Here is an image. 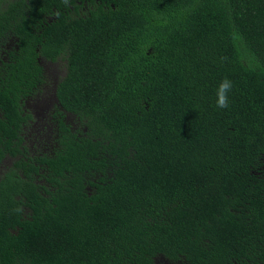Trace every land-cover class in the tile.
<instances>
[{
	"label": "trees",
	"instance_id": "obj_1",
	"mask_svg": "<svg viewBox=\"0 0 264 264\" xmlns=\"http://www.w3.org/2000/svg\"><path fill=\"white\" fill-rule=\"evenodd\" d=\"M7 158L0 264H264V0H0Z\"/></svg>",
	"mask_w": 264,
	"mask_h": 264
},
{
	"label": "clouds",
	"instance_id": "obj_2",
	"mask_svg": "<svg viewBox=\"0 0 264 264\" xmlns=\"http://www.w3.org/2000/svg\"><path fill=\"white\" fill-rule=\"evenodd\" d=\"M67 3V0H65ZM233 81L225 77L223 78L216 87V107L219 109H226L230 105L229 93L233 89Z\"/></svg>",
	"mask_w": 264,
	"mask_h": 264
},
{
	"label": "rangeland",
	"instance_id": "obj_3",
	"mask_svg": "<svg viewBox=\"0 0 264 264\" xmlns=\"http://www.w3.org/2000/svg\"><path fill=\"white\" fill-rule=\"evenodd\" d=\"M60 73H61L60 67L57 68L55 65L54 66H50V68H49V74H47L48 77H50V78H48L49 79V82H50V80H53L54 78L57 79L58 78L57 76H59ZM45 99H46L47 103H49L50 100H51V99L49 100V98H45ZM39 104L33 105L32 106V110L34 111V114L38 118H42V117L44 118V116H45V114L47 112V108H48L49 105H47V104L44 103V105H46L47 107H41V103H39ZM35 122L37 123V126H40V124L41 125H44V122H40V121H35ZM44 127H45V125H44ZM44 151H46V150H44Z\"/></svg>",
	"mask_w": 264,
	"mask_h": 264
},
{
	"label": "flooded vegetation",
	"instance_id": "obj_4",
	"mask_svg": "<svg viewBox=\"0 0 264 264\" xmlns=\"http://www.w3.org/2000/svg\"><path fill=\"white\" fill-rule=\"evenodd\" d=\"M51 66H54V65H51ZM56 67L58 68L59 66L56 65ZM49 68H50V66L47 68V70H46V74H49ZM60 71H61V70H60ZM47 89H48V88H47ZM53 97H54V95L51 96V99H53ZM39 105H40V104H39ZM32 106H33V105H32ZM32 106H30L29 109L32 110ZM49 113H50V106H48V110H47V112H46V114H45V116H44V119L40 120V122H43V120H44V125H45V126H46V124H47L46 121L52 118L51 115H50ZM41 130H44V127H43ZM49 130H51V129L49 128ZM25 140H26V142L30 143V146H29V145H28V146H29V148H30L31 153L35 154L36 151L33 150V149H35V147H34V145H33V141H32V139H31V135H29L28 138L25 137ZM26 142H24V145H26ZM45 152H46V153L48 152L47 149H46ZM10 163H11V159H10V158H7V159H5V160L3 161V165H1V167H0V176L4 174V172L7 170V166H6V165H9Z\"/></svg>",
	"mask_w": 264,
	"mask_h": 264
}]
</instances>
